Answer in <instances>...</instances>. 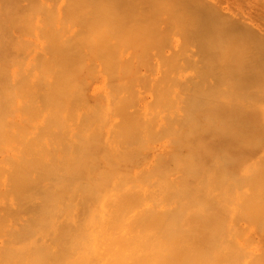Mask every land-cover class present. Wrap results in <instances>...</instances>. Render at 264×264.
Listing matches in <instances>:
<instances>
[{
    "label": "bare ground",
    "instance_id": "obj_1",
    "mask_svg": "<svg viewBox=\"0 0 264 264\" xmlns=\"http://www.w3.org/2000/svg\"><path fill=\"white\" fill-rule=\"evenodd\" d=\"M224 1L226 0H113L112 3H114V5H118L125 9L120 14L113 15L114 12H111L109 16L105 15V18L110 17L109 20H111V24L108 21L109 25H107H111V27H105L107 26L105 24L107 22L104 23L103 32L106 35L103 37L108 38L106 40L109 41V44L111 43V45L115 47H121L124 44L122 41L117 40L119 36H130V39L133 40L135 36H140L139 38L143 36L142 38H144L147 37V35H155L158 31V34L160 33L159 35H162L161 33L169 34L161 32V30L163 31L165 28L167 31H165V29L164 31L169 32L174 26V23L173 26L171 24L172 27H168L170 24H168L167 21L169 20V22H171L172 20L173 22V15L179 14L178 16L181 15L179 17L181 21L178 17H174L178 18L177 21L181 23H185L187 20V24L185 25L188 27V30L185 29L188 33L186 34L188 37L190 34L193 36H190V38L192 37L191 43L197 38L195 40L197 44L194 46L197 49L195 51L198 52V54H196L197 52L194 53L195 51L193 52L194 57H191L192 53L189 54L190 58L188 55L184 57L181 64H192L194 66L195 64L197 65L199 61L200 65H198L201 66L200 68H203V65L204 68L202 70L205 68L207 69V71L205 69L203 72L208 73L209 68L207 67L210 65L208 63L210 60L214 61L215 58L214 63L216 65L214 66L217 68L213 66L214 63L211 61L212 69L210 72L213 74L212 70H214L213 77L215 76V79L218 78V75L222 74L219 76L220 78H218L221 83L219 80H216V82H218V85L223 84V87L226 89H224V91L219 87L224 91V93H220V89H215V91L213 90L215 87L213 88L212 85L210 91L213 88V94L219 92V94H224L223 97H225L226 90L229 93V90H233V88L236 89L235 84L237 83L231 81V78H235L238 82L237 88L239 87V90L237 89L239 93L236 91L237 95L239 94L238 96L236 95L237 100L238 97L242 99L244 96L247 100L249 97L246 95H250L251 97L257 95L258 98V95L262 94L264 98V90L262 89L264 88V4H259L257 0H230L233 3L224 6ZM257 4L262 8L258 7ZM166 7L171 8L166 9ZM173 7L176 8L177 11L179 10L181 14L179 12H177V14L175 12L176 10L172 9ZM163 9H171V11L168 10V12L173 13L172 11H174L175 13L169 14L164 11L162 14L160 11ZM96 12L99 14L98 9H95L94 13ZM94 13L93 17L98 18L100 16L98 18L100 20L104 18L103 15H98L97 13L95 15ZM165 13L172 15L171 19ZM184 13L186 20L183 19V22L181 17L184 18ZM107 19L108 18L105 20ZM177 21L175 20L174 22ZM101 22L100 24H102ZM159 24L160 26L164 24L167 27L163 26L162 29V26L160 27ZM100 28L102 29L101 26ZM154 29H156L155 32ZM198 38H200L199 40L201 42L198 41ZM227 40L234 44V47L228 46L231 48L233 47L232 52L234 51V53H230L232 55L229 57H233L230 58L231 60L225 56L229 53L228 50L231 49H227L228 47L226 46L229 44V41L226 45L223 44L226 43ZM94 42H99V38L95 40L92 39L91 43L93 44H90H97ZM203 42H206V44L209 43L210 47L208 48V45ZM235 42H238L236 43L238 44L237 46H235ZM132 43L133 42H131V49L134 47ZM49 44L51 46H43V50L46 48L45 51L47 50V53L50 49L51 52L54 50L55 53L60 54L63 52L61 54L65 55V51L73 48L72 44L69 43V39L64 36L49 42ZM221 45L223 49L224 47L226 48V50L224 49L225 52H222L223 54L218 52L221 50ZM202 46L206 47L207 51L204 50L205 48L203 49ZM160 48L161 47L158 49ZM210 48L214 49V52L211 49L210 53H208ZM204 51H206L207 54H205L206 52ZM161 53L163 54V50ZM200 53L201 55H199ZM218 53L223 55L221 57L222 59L220 58L221 54L218 56ZM194 54L198 56V60L197 58L194 59ZM208 54H211L214 58L211 55H209V57ZM211 57L212 59H210ZM162 58L164 59L163 62H165V58L163 56ZM186 58L189 59L190 64L187 63ZM223 58L224 61L226 60L225 58H228V62H225H227V69L230 72L224 69L225 67L223 65L227 67V64H223ZM167 60L170 62L169 59ZM61 61L62 58L58 62ZM172 61L171 58V62ZM184 61H186V63ZM219 61L222 62L220 64L223 65L216 63ZM202 62L204 64H202ZM220 66L223 67L221 68ZM217 70L220 71L218 72ZM17 74L15 76H17ZM211 74H209V77ZM203 75L202 80H205L207 74L204 75V78ZM222 80L224 82H222ZM225 80L228 81L225 82ZM213 81L215 80L213 79ZM229 81L233 84L232 87L231 83V85L228 84ZM15 82L13 85L14 88L17 84H15ZM20 85L18 91L15 89V92H11V90L14 91L13 88L7 89L13 94L11 95L12 98L10 96L12 105H15L16 101L20 98H23L18 103L19 111L24 114L23 107L27 104L31 105V91L28 81L24 80V83L20 82ZM53 85L55 86V84L51 82L47 86ZM228 85L230 86L227 87ZM260 88L262 90H260ZM204 90L206 91V89ZM204 90L197 93L198 96L200 94L203 96V93L208 97L210 91L208 90L209 92L206 95L207 91L204 93ZM241 91L243 93L245 92V95H243ZM49 92L45 93L40 99L33 98V107H30L29 114L32 112L31 109L34 112L26 119L29 123V127L26 125L23 116V119L16 121L17 124L11 121L4 125L5 119H1L2 122H0V201L4 202L0 204V237L3 238L0 245V264H217L215 260L218 255H216L215 258L213 254L216 253V243L221 235L219 232L217 237L211 236L207 242L204 236V211L206 208L212 209L207 201L209 200V195L213 194L215 190H218L220 193L223 192L224 194L227 192L228 194L231 188L229 185L230 182L227 183L228 185L226 187L215 186L213 188L212 185H210L211 181H215V178H211L215 173L210 176V172L214 166L213 164L215 163L204 162L206 160L205 154L210 157L207 160H210L212 154L216 156V152L221 147L230 150H234L235 148L242 150L247 139L255 138V140H253L256 142H252L253 140L251 139L249 140V143L251 141L253 146H255L253 151L246 148L243 150V154L240 157L231 156L234 158V161H232L234 164L230 163L227 169L229 168L230 174H235L236 170L232 167H238L240 163L243 164L251 160L256 155V150H260L258 147L264 146L263 137H261V135H255L256 131L253 130V128L256 126L253 125L254 127H251L249 125V120L251 121L253 119L254 123L256 113L258 114L261 112L262 108L260 106L263 98L260 99L261 96L259 97L260 100H255V98H253V100H251L253 102H251V104L248 102L249 104H247L250 106L249 108L246 105H242L243 100L241 101L242 106H239L240 98L238 104L234 103V105L230 100L231 103H229V106L227 105L228 108L230 104L234 106H232L233 108L236 107L235 105H238L236 108H244V106H246V108L250 109L249 113L251 115H244L238 120L240 124L235 123L236 126L238 124V131H230V133L228 126V130L223 126L224 130H222L223 132L220 131V138H218L215 136L210 137L212 133H217L214 132L215 130H211L213 127H218L214 125L216 124L214 119L215 123L213 126L210 124V120H208L210 122V125H208L205 119L203 122L199 118H194L192 116V114L197 111V108L201 106H198V104L201 103H198L196 99L200 100V98H202L193 97L195 100H192L189 104V117L185 122V124H187V129H185L184 133L178 134L179 137L177 139L175 156L168 160L167 154H171L174 147L169 148L168 151L166 148L170 146L164 147L160 152V154H163L162 157L158 159L156 163L157 166L153 167L150 173H146L147 165L142 166V172H138L137 174V178L141 184L139 188H135L132 186L133 178H130V172L136 165V162H127L124 160L121 163L109 165L105 162L103 157H100V155L96 156L95 151L100 154L98 149L91 147L90 144L84 146L82 142L78 144L76 138L68 139V135L59 123V117L62 115L59 110L57 114H51L48 119V128L51 125L53 132V141L48 144V139L51 141V133L49 130L47 133L48 139L41 133L43 128L41 127L42 121L40 120L41 113H39V110L41 107L40 102H55L56 99L50 96ZM232 92L229 94L227 93V96L229 97ZM5 93L8 94L9 92H4L3 94L7 97L11 94L9 93V95H6ZM213 94L211 95L214 98L222 96L215 97ZM3 95L1 97L6 98ZM245 97L243 99H245ZM233 98L235 99V96ZM226 99L221 98L220 100H222V102L223 100L227 102L228 99ZM8 100L2 99V101H4L3 103H5V101L8 103ZM237 100L234 102H237ZM257 100L260 103H257ZM209 101L211 102L213 100ZM214 102L217 103L219 101L217 99L214 100ZM245 103L246 102L243 104ZM0 105V111L6 113V109L4 108L7 107L3 106L4 108H2V103ZM223 105L224 103L219 105L221 109L217 108L222 113L224 110V112L227 111V107L225 108L226 105H224V109L222 108ZM195 106H198L196 111ZM205 107L202 106L201 108L204 110ZM232 107L230 108L232 109ZM243 108H240V110H244ZM207 111L210 110L208 109ZM199 112L198 113L202 116L203 112ZM8 114L5 115L8 116ZM11 114H15V111H11ZM219 114L221 115V113ZM219 114L218 116H220ZM231 114L232 113H230V115ZM204 115H206V113ZM225 115H227V113ZM225 115H223L224 119L226 118ZM239 115L236 116L239 117ZM231 116L233 117L234 115ZM219 118L222 117L220 116L218 119L216 117L215 119L219 120ZM228 118L229 117H227V119ZM232 123L234 124V122L230 123L229 121L228 125L230 124L231 126ZM191 126L195 131L189 129ZM262 127H264V125L260 128ZM250 128H252V130ZM9 130H13V132L20 134V136L18 135L15 142L8 147L3 144L2 140L4 139L5 131L8 132ZM225 130L228 133H226ZM137 135L133 133V137H131L128 142L138 138L139 133ZM260 138H262V140ZM255 143L258 147L254 145ZM178 149L179 151L177 152ZM186 149H188L187 153L183 154L182 151L185 152ZM180 151L182 154L179 153ZM223 151L224 150H222V153ZM216 157L215 159L217 160ZM142 158L143 157H140L137 160L141 161ZM258 158L259 157H257L256 161ZM212 159L211 161H213ZM220 159L221 158H219L218 161ZM171 161L172 164L170 163ZM262 162L264 161H261V165L263 166ZM167 163H170V165L174 167L173 169L175 172L170 170ZM235 163H238V165ZM249 163L250 162H248V164ZM240 166L242 167V165ZM251 167L252 169H250ZM251 167H248L244 173L245 176L240 178V180L248 182L247 179H251V183L253 182L251 186L255 185V189L259 188L260 191L264 193V186L261 188L259 187L263 185L262 183L264 182V178H262L264 177V171H262L264 166L259 169L262 171V174H260V171L257 173V169L254 166ZM244 171L245 169L242 172ZM260 175L262 177L258 180L259 177L257 176ZM147 186L148 188L146 189ZM250 188L253 190V193H256L253 189L254 187ZM138 195L141 197H150L154 202L157 201L155 202L156 205L151 206L150 203L149 205L143 203L139 206V201L137 199ZM257 196L259 198V196H263V194H258ZM7 200L9 202L11 201V203L6 202ZM242 201L245 202L241 199V202ZM6 203L10 205L7 207ZM250 204L252 208L246 204L249 207L246 206L248 209L245 208L249 210L247 216H250L252 213L251 210L254 208L253 202ZM243 205L244 204H242V206ZM3 212H6L7 215ZM263 227L264 225L262 228ZM234 244L233 242L231 243L232 246ZM222 252L219 253V257ZM256 254L255 256H257ZM222 255L224 256V254ZM228 258L230 257L228 256ZM228 258L225 257V260ZM250 260L251 261L247 264H256L252 262L253 259ZM235 264L241 263L235 262Z\"/></svg>",
    "mask_w": 264,
    "mask_h": 264
},
{
    "label": "rangeland",
    "instance_id": "obj_2",
    "mask_svg": "<svg viewBox=\"0 0 264 264\" xmlns=\"http://www.w3.org/2000/svg\"><path fill=\"white\" fill-rule=\"evenodd\" d=\"M94 1L97 3H95ZM94 1L0 0V104L2 103V108L7 107L4 108L6 109V113H2L0 111V116L2 117H0V120L5 119L4 125L11 121L12 123H16L17 120H21L24 117L25 123L28 126L29 123L26 119L28 116H30V114L34 112L31 109L32 112L29 114L30 107H33V98L40 99V97L42 98L45 93L50 91L49 95L56 99L55 102L43 103L42 101L40 102L41 107L39 110V113H41L40 120L42 121L41 127L43 128L41 133H43L46 139H48L47 133L49 132V130L51 133V141L48 139V144L53 141V132L51 125L49 126V128L47 125L48 119L50 118L51 114H57L59 110L62 113V115L59 117V123L63 127L65 133L68 135V139L76 138L78 144L82 142L83 146L86 144H90L91 147L98 149L100 154L96 153L95 151L96 156L100 155V157H103L105 162L109 165L121 163L124 160L127 162H136V165L130 172V178H133L132 186H134L135 188H139L141 183L137 178V174L138 172H142V166L147 165L146 173H150L151 169L157 166L156 163L158 159L163 155L160 154L161 150H163V148H166L167 146H170L166 148L167 151L169 150V148L174 147L173 152L171 154H167L168 160L175 156V150L177 148V139L179 137L178 134L184 133L185 129H187V124H185V122L189 117V104L192 100H195L193 99V97H202L200 98V100L202 101L196 99L198 100V103H201H197L198 106H201L199 108H197L198 106H195V111L197 108V111L195 112L197 115L194 113L192 114V116L194 118H199L203 122L205 119L206 122H208V125H213L216 121V124L214 125L218 126L216 127L217 129L213 127L211 128V130H215L214 132L217 133H212V136L210 137L215 136L218 138H220V131L223 132L222 130H224L223 126L227 130L229 128V132H234L236 130L238 131L237 127L238 124H240V121L238 120L244 115H251L249 113L250 109H248L250 106H248L247 104H251V102H253L251 101L253 100V98H255V100L259 99L260 96V99L263 98L262 94L258 95V98L257 95L253 97H251L250 95H246L247 97H249L246 100L245 96V99H243L244 97H242L243 95H245V92L243 93L241 91V93H243V95L241 94L242 96L240 95L242 99L238 97L237 100L236 97L239 95H237V93H239V87L237 88L238 82L235 80V78H231L232 80H230L232 82L235 81L237 83H234L236 85V89L233 88L232 90L230 88L231 90L229 91H234L235 93L237 91L236 94L232 92V95L230 94L229 98L227 95L230 92L228 93V91L226 90L225 97L227 96V100L225 97H223L224 94H219V92L216 93L215 91L219 90V87H221L222 90L226 88L223 87V84L218 85V82H216V80H219L218 78H220L219 76H221L222 74H217L218 78L215 79V76L213 77L214 70H212L213 74H211L210 72L212 69L211 64L212 62H215V58L211 54H208V56L211 55L214 58V61L210 60L208 63L210 65L209 67H207L210 69H208V71L210 72L208 73L211 74L210 77L209 74L206 72V68V73L203 72L205 69L202 70L204 68V66L202 65L204 64L203 62L201 64L203 68H200L201 66H199V61L197 62V65L195 64L196 66H193L192 64H181L184 60V57H187L188 55L190 58L189 54L191 53V57H194L193 52L197 50L195 48L197 44L195 40L197 38H193L195 40H193V42L191 43L190 41H192L191 39L193 36L190 34L188 37L186 34L188 33L186 31V29L188 30V27L185 25L187 24V20L185 19V13L184 18H181L182 20L185 19L186 22L181 23L177 21L178 18L181 16H178L179 14L177 12L180 13V11H177L174 7L172 8L173 10H176L175 12L178 15H173V22L172 20L171 22H169V20L167 21L168 24H170L169 26L166 24V22L165 24L168 27H172L174 23V26L172 27L173 30L171 28L172 31L169 30V32H165L167 31V29L164 28V31L163 26H167L161 24L163 29V31L161 30V32L169 34L161 33L163 35L162 36L159 35L160 33L158 34V31L157 34L155 33V35H147V37L149 36L148 38H142L143 36L139 38L140 36H135L133 40L130 39V36H119L117 40L122 41L125 46L123 45L121 47H115L111 45V43H108L109 41L106 40L108 38L103 37L106 35L103 32L104 23L107 22L105 24L109 25V23L111 22V20H109L110 17H106L108 19L105 20V15L109 16L111 12H114L113 15L120 14L125 8H122L118 5H114V3H112L113 0ZM257 1H259V4H264V0ZM232 3V1L226 0L224 1V6ZM257 6L261 7L258 4ZM167 8L171 7H166V9ZM95 9H98L99 14L98 12H96L98 15L104 16L103 19L105 21L102 18L101 20L98 19L100 16L98 18L93 17ZM168 10L171 11V9ZM168 10L163 9L162 11H160V13L163 14L164 11L167 13ZM172 12L173 13H170H175L174 11ZM96 13L94 14L96 15ZM168 16L171 19L172 15ZM174 16L178 18H175ZM174 19L177 22H174ZM100 22L102 24H100ZM108 25L105 27L110 28L111 25ZM100 26L102 27V29L100 28ZM155 30L156 29H154V32ZM61 36L67 37L69 39V43L73 46L71 50L65 51V55L61 54L63 52H61L60 54L55 53L54 50H52L51 52L49 48H47L49 49L48 53L47 50L45 51L46 48L43 50V46H49V42L59 39V37ZM190 36L192 37L190 38ZM97 38H99V42H94L97 44L91 45L93 44L91 43V40H95ZM199 39L200 38H198V41H200ZM228 41L229 40H227L226 43L223 44L226 45ZM131 42H133L132 44H134V47L132 45L133 50L131 49ZM236 43L238 42H235V46L238 45ZM204 44H206V42ZM206 45H208V48L210 47L209 43ZM229 45L234 47V44H232L230 41L229 44L226 46L228 47ZM92 46L95 47L93 48ZM159 47L161 48L158 49ZM229 48L231 47H228L227 49ZM232 48L228 50L229 53L226 52L228 53L227 55H225L226 53L224 54L229 59L233 58L229 57L232 55L230 54L232 52ZM203 49L206 50V47H203ZM211 49L212 48L208 50V53H210ZM224 49L226 50L225 47ZM224 49L221 45V50L223 51H217L224 53ZM162 50L163 54L161 53ZM213 50L214 49H212V51ZM196 52L197 51H195L194 53ZM232 53H234V51ZM196 54H198V52ZM205 54H207V52ZM220 54L218 53V56ZM222 54L220 58L223 56ZM199 55H201V53ZM162 56L165 58L166 63L163 62L164 59L162 58ZM196 56L197 55H195L194 59L197 58L198 60V56ZM212 57L210 59H212ZM61 58L62 61L58 62ZM166 58L169 59L170 62H168ZM171 58L174 63L173 61L171 62ZM228 58H225V61H227ZM186 59L185 60L187 61V63L190 64L189 59ZM186 61L184 62L186 63ZM225 61L223 58V64H227L228 61ZM222 62L219 61L216 63L220 64ZM40 65L43 66L41 67ZM214 65L216 64L214 63L213 66ZM223 66L225 67V70L228 68V64L227 67L226 65ZM223 66L220 67L222 68ZM214 67L217 68L216 66ZM221 68L219 69L222 70ZM220 70L217 71L219 72ZM228 72L230 71L228 70ZM203 73L204 75L207 74L205 76V80L208 81H205L204 79L202 80ZM16 74L17 76H15ZM19 78L21 81L19 80ZM23 79L25 81H28L31 91V105L27 104L23 107L24 114L19 111L18 103L23 98H20L18 101H16L15 105L11 104V95H13L11 92H15V89H17L18 91L19 86H21L20 82L24 83ZM213 79L215 81H213ZM227 81L228 80H225V82ZM14 82L15 84L17 83L15 85V88L13 86ZM51 82L55 84V86L53 85L54 87L47 86ZM222 82L224 81L222 80ZM230 83L231 82L229 81L228 84ZM212 85L213 88L215 87L214 89H212H216L214 91L216 94L212 93V89L210 91ZM230 85H228L227 87H229ZM232 86L233 84L231 85V87ZM7 88H13L14 91L11 90L10 92V90H8ZM204 89H206L207 93ZM262 89L264 90V88ZM262 89L260 88V90ZM201 90H204L205 92H203L206 93V95L210 91V93L213 94L215 97L220 95L222 96L218 98L216 97L219 102L215 103L216 101L214 102V100L217 99L214 98L210 93V95L208 94V97L205 96V94L203 93V96H201V94L198 96L197 93H200ZM222 90H219L220 93H224L225 90ZM4 92H9L11 94L9 95V93H5L6 95H9L7 97L3 95ZM2 95L6 98L1 97ZM234 96L235 99L233 98ZM221 98L226 99L228 103L225 100H223L222 102V100H220ZM2 99H9L7 101L8 103H6V101L5 103H3L4 101H2ZM209 100L213 101L210 102ZM230 100L232 101L233 105L234 103L238 104V101L240 100L239 106L246 105L248 106V108H246V106H244V108H236L238 107V105H235V109L233 108L234 106L232 104H230V107L233 106L232 109L230 107L228 108L229 103H231ZM236 100L237 102H234ZM263 100L261 101L260 106L262 108L261 112L258 114L256 113V116L254 117V123L253 119L251 121L249 120V125L251 127L256 126L253 128V130L256 131L255 135H261V137H263L264 142V127L260 128L264 125ZM241 101L243 103H246L243 104ZM256 102L260 103L258 100ZM222 103L226 105L225 108L227 107V111H223L224 114L217 109H221L219 105H222ZM224 105L222 106V108L224 107ZM202 106H206L204 110L203 108H201ZM240 108H243L244 110L241 111ZM206 109H209L210 111L212 109V111L210 112ZM11 111H15V114H11ZM199 111L203 112L204 114L206 113V115L202 113L201 116V113ZM219 113H221V115ZM226 113L227 115H225ZM230 113H232L231 115L234 116L232 117ZM5 114H8L10 120ZM218 114L222 117L219 118V120H217L218 117H220L218 116ZM222 114L225 115V119ZM213 115L215 118L217 117V119H215ZM236 115H239V117H237ZM227 117L229 118L227 119ZM235 118L238 119L236 120ZM208 120H210L211 123ZM229 121L230 123L234 122V124L232 123L231 126L230 124L228 125ZM0 122H2V120ZM235 123H238L237 126L235 125ZM189 129L195 131L192 126ZM250 129L252 130V128ZM225 132L228 133L226 130ZM133 133L135 135L139 133V137L135 140H131L130 142H128V140L133 137ZM15 134L16 133L13 132V130H9L8 132L5 131L4 139L2 140L3 144L9 147L13 142H15L16 138H18V135L20 136V134H16V136ZM250 139L255 140V138L247 139V143L245 142V146L242 150L238 148L230 150L221 147L219 149L220 151L218 150L216 152L217 157L212 154L213 159H211L213 161H211V159L207 160L210 157L205 154L206 160L204 162H210L212 164L215 163L213 164V169L210 172V176L211 174L215 173V175L211 177L215 178V181H211L210 185H212L213 188L215 186L226 187L228 185L227 183L230 182L229 185L231 188L228 193L229 195L227 194V192H225L226 194H224L223 192L220 193L218 190H215L213 194L209 195L210 197L207 201L212 209L206 208L204 211V236L207 242L209 241L211 236L217 237L219 235V232L221 235V237L216 243V253L213 254L215 258L216 255H218L217 259L215 260L217 264H235V262L247 264L249 263V261H251L250 259H253L252 262L256 264H264V227L262 228V226L264 225V193H262L263 191H260L259 188L255 189V185L251 186V184L253 185V182L251 183V179H247L248 182H243L240 180V178L245 176L244 173L246 172L248 167L250 168L251 166H254L257 169L258 173L260 171L259 169L264 166V162H262L263 166L261 165V161H264V146L258 147L255 143L254 145H256V147H258L260 150H256V155L251 160H248L243 164L240 163L238 167H232L236 170L235 174H230L229 168L227 169V166H229L230 163L234 164L232 163V161H234L233 157H240L243 154V150L247 148L253 151L255 146H253L252 142L256 141H250V143H252L250 144ZM260 139L262 140V138ZM221 149L224 150L223 153ZM187 150L188 149H186L185 152L182 151L183 154L187 153ZM178 151L179 149L177 150V152ZM179 153H181V151ZM140 157L143 158L141 159V161H138L137 159ZM215 157L217 158V160L215 159ZM257 157L259 158L256 161ZM219 158L221 159L218 161ZM248 162L250 163L248 164ZM170 163L172 164V161ZM170 163H167L170 170L175 172L173 169L174 167H172ZM238 163L235 164L238 165ZM246 164H248L249 166ZM240 165H242V167ZM244 169L245 171L242 172ZM250 169H252V167ZM262 171H264V167ZM262 171H260V174H262ZM257 177H259V180L262 176L260 175ZM262 184L263 185L260 184V188L264 186V182ZM250 187H254L253 189L256 193H253V190H251ZM147 188L148 186L146 187V189ZM258 194H263V196H259L258 198ZM137 199L139 201V206H141V204L143 203L146 205H149L150 203L151 206H155V202H157H154L153 199H151L150 197H141L140 195L137 196ZM241 199H243L245 202H241ZM6 202L11 203V201L9 202L8 200ZM252 202L254 207L253 210H251L252 206L250 204ZM3 203V201H0V204ZM242 204H244L245 206H242ZM246 204L251 207L250 210L252 211V213L250 214V216H247V214H249V210H247L249 207ZM8 205L10 204H7V207ZM2 239L3 238L0 237V245ZM232 242L235 243L233 246L231 245ZM221 252L222 254H224V256L220 254L219 257V253ZM255 254L257 256H255ZM226 255H228L230 258H228V256ZM225 257H227L228 259L225 260Z\"/></svg>",
    "mask_w": 264,
    "mask_h": 264
}]
</instances>
